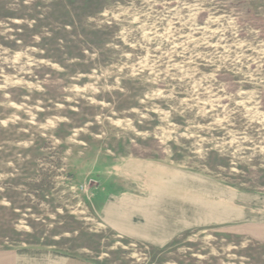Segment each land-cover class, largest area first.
<instances>
[{
    "label": "rangeland",
    "instance_id": "rangeland-1",
    "mask_svg": "<svg viewBox=\"0 0 264 264\" xmlns=\"http://www.w3.org/2000/svg\"><path fill=\"white\" fill-rule=\"evenodd\" d=\"M144 164L185 185L186 208L199 197L202 226L156 245L101 219ZM14 246L264 264V0H0V249Z\"/></svg>",
    "mask_w": 264,
    "mask_h": 264
},
{
    "label": "crops",
    "instance_id": "crops-1",
    "mask_svg": "<svg viewBox=\"0 0 264 264\" xmlns=\"http://www.w3.org/2000/svg\"><path fill=\"white\" fill-rule=\"evenodd\" d=\"M142 166L117 180V189L99 207L101 219L117 232L156 245L172 240L186 229L202 226L199 197L197 202L187 204V209L186 195L180 192L186 187L178 184V178H167L160 170L154 172L156 175L149 174V165ZM0 264L101 263L51 246H14L0 249Z\"/></svg>",
    "mask_w": 264,
    "mask_h": 264
}]
</instances>
